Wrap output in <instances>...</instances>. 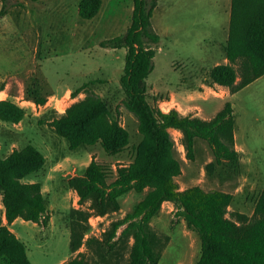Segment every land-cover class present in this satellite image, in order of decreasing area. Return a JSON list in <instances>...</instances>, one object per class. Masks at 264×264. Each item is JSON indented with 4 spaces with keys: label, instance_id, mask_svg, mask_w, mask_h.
<instances>
[{
    "label": "rangeland",
    "instance_id": "374dc122",
    "mask_svg": "<svg viewBox=\"0 0 264 264\" xmlns=\"http://www.w3.org/2000/svg\"><path fill=\"white\" fill-rule=\"evenodd\" d=\"M79 2L7 0V11L0 15V100H11L26 110L18 123L0 120V155L6 157L31 143L45 156L43 166L21 181L41 184L48 200L46 225L20 217L7 224L0 195L2 222L25 244L32 264H61L77 256L86 264H125L129 249L124 242L118 241L114 248L103 244L111 223L123 218L149 191H130L121 199L119 210L101 216L93 212L91 201H81L68 184L70 178L82 175L93 159L114 171L119 165L130 164L143 139L138 118L126 106L120 84L126 49L101 46V41L125 33L133 1L102 0L99 13L91 19L80 16ZM220 3L224 6L222 0ZM152 25L161 40L147 78L148 100L163 111L176 108L183 115L203 119L214 117L226 101L234 108L235 148L239 152L234 169L224 161L215 163L210 171L207 166L215 161L213 150L201 138L196 139L194 159L187 158L182 133L170 129L175 154L182 163V173L175 177L180 189L199 185L205 190L230 192L233 200L227 216L237 222L241 216L250 220L264 188V75L234 93L210 77L211 68L226 61L229 21L224 7L213 10L206 1L158 0ZM81 87L84 89L73 96ZM28 89L46 96L45 104L29 99ZM98 97L107 106L106 119L129 132L128 144L119 151L109 150L101 142L70 149L52 120L73 105ZM73 222L81 224L78 233L87 228L77 250L70 244ZM150 225L164 243L158 264L197 263L201 239L173 202H163ZM91 238L95 240L92 243ZM0 264L13 263L3 256Z\"/></svg>",
    "mask_w": 264,
    "mask_h": 264
},
{
    "label": "trees",
    "instance_id": "16d2710c",
    "mask_svg": "<svg viewBox=\"0 0 264 264\" xmlns=\"http://www.w3.org/2000/svg\"><path fill=\"white\" fill-rule=\"evenodd\" d=\"M38 1V0H34ZM131 22L125 33L101 41V46L125 48V61L120 84L125 93L126 106L137 116L143 139L136 157L128 165H119L114 171L108 164L91 160L82 175L69 179L81 201H91L96 215L104 216L120 209L121 199L130 191L143 193L126 215L111 223L103 245L110 248L124 242L129 249L125 264H158L164 243L150 225L165 201H171L187 226L199 234L201 255L196 264H264V188L260 193L250 220L244 216L237 222L227 216L233 194L223 190H205L199 185L180 189L175 177L182 173L181 160L176 156L170 129L179 130L187 151L194 159L197 138L212 147L215 161L230 162L234 169L239 163L235 148V116L230 101L210 119L183 115L176 108L163 111L147 96V78L154 69L156 45L161 36L152 25L158 0H132ZM0 15L7 11V0H1ZM102 0H80L82 18L95 17ZM228 63H220L210 70L212 80L237 92L264 75V0H232L229 36L225 44ZM240 78L239 82L237 79ZM3 88L0 86V90ZM84 87L78 88L73 96ZM27 96L37 104H45L47 97L28 89ZM107 106L98 98L73 105L65 114L52 120L57 133L65 137L70 149L82 145H102L113 151L123 149L129 141V132L116 121L106 119ZM25 108L15 102L0 100V120L20 122ZM45 156L33 144L14 149L8 156L0 155V195L7 224L17 218L41 222L49 220L48 200L39 182H22L21 178L38 171ZM89 216V214H88ZM87 216V217H88ZM86 217V218H87ZM78 222L72 224L71 248L81 245L82 233ZM120 235L113 240L118 229ZM132 239L129 244L128 240ZM95 241L91 238L89 241ZM6 256L13 264H32L25 244L3 224L0 217V258ZM61 264H86L82 256Z\"/></svg>",
    "mask_w": 264,
    "mask_h": 264
},
{
    "label": "crops",
    "instance_id": "0c3cea01",
    "mask_svg": "<svg viewBox=\"0 0 264 264\" xmlns=\"http://www.w3.org/2000/svg\"><path fill=\"white\" fill-rule=\"evenodd\" d=\"M202 1H206L207 3V6H211L213 10H221L223 7L225 8V13H226V16H227V20L229 21V25H230V17H231V1L232 0H222V2H224V6L222 5V3H220V0H195L196 4H198V2H202ZM228 36H229V30H228V33L226 35V41L228 39ZM226 44V42H225ZM224 49H225V45H224ZM226 55V54H225ZM224 63H228V59L226 58V61H224ZM217 64H220V63H217ZM216 64V65H217ZM215 66V65H214ZM215 93L216 90L212 89ZM215 98H219V99H222L220 97H217V96H214ZM17 220V219H16ZM15 220V221H16ZM14 221V222H15ZM62 263V262H60Z\"/></svg>",
    "mask_w": 264,
    "mask_h": 264
}]
</instances>
